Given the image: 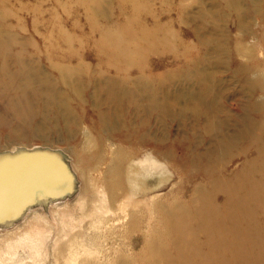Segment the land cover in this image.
Instances as JSON below:
<instances>
[{"label": "rangeland", "instance_id": "rangeland-1", "mask_svg": "<svg viewBox=\"0 0 264 264\" xmlns=\"http://www.w3.org/2000/svg\"><path fill=\"white\" fill-rule=\"evenodd\" d=\"M263 82L264 0H0V264H263Z\"/></svg>", "mask_w": 264, "mask_h": 264}, {"label": "bare ground", "instance_id": "bare-ground-1", "mask_svg": "<svg viewBox=\"0 0 264 264\" xmlns=\"http://www.w3.org/2000/svg\"><path fill=\"white\" fill-rule=\"evenodd\" d=\"M258 91H259V100H258V102H257V107H256V110L259 112V114L261 115V116H263L264 117V82L263 83H261V85L259 86V88L257 89ZM257 117V116H256ZM256 117H254L253 119H251L250 121H249V126H248V129H246V131H244V132H246V133H251V135H253V134H256L257 133V128L254 130V131H252L254 128H255V125H257L258 124V121H257V119H256ZM256 119V120H255ZM264 124V123H263ZM262 124V125H263ZM262 125H261V127H262ZM253 126V127H252ZM263 129H264V127H263ZM240 135L239 136H241L242 134H243V131H242V133H239ZM243 136H245V135H243ZM249 141H250V144H256L257 145V148H256V150H257V156L255 157V161H257V162H261L263 159H264V153H263V149H264V139H262L260 136H258L257 138H250V139H248ZM107 157H105V156H102L98 161H97V163H96V168L98 167V165H102V164H106V159ZM125 158H126V156H124V155H122V156H119V157H116V158H113V159H110V161H109V163H108V161H107V169H106V171H105V179H106V181H107V186H108V190L110 191V194H109V197H110V199L111 200H114L115 199V196H116V190L118 189V188H121V187H123V186H121V181H122V177H121V172H122V165H123V162L125 161ZM90 159H92V160H95V154H90L88 157H84L83 156V161L85 162V163H87V161L88 160H90ZM109 160V159H108ZM83 161H81V163H84ZM80 164V163H79ZM66 171V170H65ZM42 175L43 174H38V173H35V176H37V177H42ZM80 175V174H79ZM4 178H5V181H7L8 183L7 184H9L11 187H12V182H13V180H12V178H13V176H11L10 178H8V177H4V176H1L0 175V181H4ZM24 181H26V179H24ZM14 182H16V180H14ZM233 187H234V185H233ZM235 187H237L236 185H235ZM65 188L63 187V190H64ZM259 191V190H258ZM18 191H16V190H13V191H7V193L6 194H1L0 195V205H2V206H4V207H6L7 208V210H9V211H11V210H13V211H16L15 209H14V206H15V204H16V202H17V199H16V197H17V195H16V193H17ZM261 192V191H260ZM258 194H260V193H258ZM260 196V195H259ZM258 196V197H259ZM104 199V198H103ZM115 202H113V204H114ZM174 204V203H173ZM174 206H176V209L178 210H180V208H181V204H179V203H177V202H175V204H174ZM154 208L156 209V211H157V213H159L160 215H161V217L162 218H165L167 221H168V223H171V226L170 227H166V228H168L169 229V231L173 234V236L174 237H176V238H179V237H183L182 235L184 234V232L182 231V228H181V226L179 225L180 223H181V221H183V219H185V216H182L183 215V213H182V217L179 215V219H180V223H177L178 222V220L179 219H177L176 217H175V208H172L171 209V211L170 212H163L162 210H165V208H164V206L163 205H161V203H156V205H154ZM184 209V208H183ZM159 210V211H158ZM204 210H206V209H204ZM208 210V209H207ZM186 211V210H185ZM208 212V211H207ZM214 212V211H213ZM8 213V212H7ZM11 213H13V212H11ZM185 213V212H184ZM210 213V212H209ZM209 213H208V215H207V213L206 212H203V214L205 215V217L203 218L202 217V215L201 216H199V217H202V220L203 221H207V220H209V218H208V216H209ZM212 213V212H211ZM180 214H181V212H180ZM186 214V213H185ZM198 214H199V212H198ZM215 214V213H214ZM229 214H232V213H229ZM253 214H255V213H253ZM187 215H189V213H187ZM211 216V215H210ZM223 216V215H222ZM230 217V216H229ZM254 218V217H253ZM223 219V218H222ZM221 220V219H220ZM219 220V221H220ZM225 220V219H224ZM224 220H223V222H224ZM232 220V219H231ZM191 221V220H190ZM162 222V221H161ZM184 222H185V220H184ZM218 222V221H217ZM221 222V221H220ZM189 223V222H188ZM216 223V222H215ZM222 223V222H221ZM220 223V224H221ZM256 223V222H255ZM220 224H219V227L217 226V224H216V226H215V229L217 230V231H222V232H220L221 234H223V235H225L226 234V232H225V230H226V227H223V225H221L222 227H220ZM225 224V223H224ZM228 224V223H227ZM257 224V223H256ZM237 225H238V223H237ZM225 226V225H224ZM183 227H184V225H183ZM204 226H199V228H203ZM187 228V227H186ZM204 231V237L207 239V240H210V238H211V235L213 234L212 233V231H209V230H203ZM225 232V234H224V232ZM229 231H230V229H229ZM232 232V231H231ZM256 232L258 233V231H257V229H256ZM167 233V232H166ZM169 233V232H168ZM233 233V232H232ZM257 233H256V235H257ZM260 234H262L261 232H259ZM221 234H219V235H221ZM260 234H258V235H260ZM168 235V234H167ZM186 235V234H185ZM227 235V234H226ZM235 235H236V237H238L237 235H238V230H236V233H235ZM213 236V235H212ZM233 236V235H232ZM231 236V237H232ZM224 237V236H223ZM227 237V236H226ZM225 238V237H224ZM260 238H261V236H260ZM264 238V237H263ZM180 239V238H179ZM213 239V238H212ZM212 239L210 240V241H212ZM215 239V238H214ZM229 239H230V237H229ZM195 240V239H194ZM225 240H226V238H225ZM260 240V239H259ZM183 241V240H182ZM214 241V240H213ZM229 241V240H228ZM220 242H221V240H220ZM219 242V243H220ZM224 242V241H223ZM232 242V241H231ZM231 242H229L230 243V246L232 245L231 244ZM241 242V241H240ZM260 242H261V240H260ZM193 243H194V241H193ZM192 243V244H193ZM213 243V242H212ZM226 243V242H225ZM235 243V242H234ZM233 243V244H234ZM237 243V242H236ZM262 243V242H261ZM191 243L189 242V245L188 246H191L190 245ZM216 244V243H215ZM255 244V243H254ZM197 246V245H196ZM196 246H194V251L195 250H197L198 248L196 247ZM218 246V245H217ZM248 246H250V243L248 244ZM192 247V246H191ZM220 247V246H219ZM226 247V246H225ZM251 250H252V254H253V256L254 257H259L260 255L263 257V259H264V244H263V248H261V252L262 253H258V249H256L255 247H253V244H251ZM188 248V247H187ZM186 248V249H187ZM248 248H250V247H248ZM226 249V248H225ZM259 250H260V247H259ZM200 251V250H199ZM204 251V250H203ZM238 251H239V254L241 253V251H242V247H239L238 248ZM243 252V251H242ZM207 253V252H206ZM225 252L223 251V252H219V254H221V257H222V261H226L225 259H224V257H223V254H224ZM234 253H236V250L234 249V250H231L230 251V253H229V255H228V260L229 259H234L235 258V254ZM167 254V253H166ZM208 254H210V253H208ZM183 256V255H182ZM189 256V255H188ZM211 256V255H210ZM209 256V257H210ZM246 256L247 255H244V254H240L239 255V258L241 259V260H246ZM189 259V258H188ZM184 261H186V260H184ZM193 261V260H192ZM211 261H213L212 259H211ZM232 261H234V260H232ZM244 261H242V262H244ZM170 262V261H169ZM228 262V261H227ZM225 264V263H224ZM233 264V263H232ZM263 264H264V262H263Z\"/></svg>", "mask_w": 264, "mask_h": 264}, {"label": "water", "instance_id": "water-1", "mask_svg": "<svg viewBox=\"0 0 264 264\" xmlns=\"http://www.w3.org/2000/svg\"><path fill=\"white\" fill-rule=\"evenodd\" d=\"M43 149H44V148H43ZM45 151L49 152L50 150L47 149V150H45ZM59 153H60V152H59ZM68 195H69L68 193H67V194H64V195H61V196L58 197V199H63V198L69 197ZM45 204H46V203H45ZM17 219H18V218H17ZM15 220H16V219H15ZM15 220H12V222H15ZM12 222H11V223H12ZM3 225H5V224H3ZM3 225H0V226H3Z\"/></svg>", "mask_w": 264, "mask_h": 264}]
</instances>
